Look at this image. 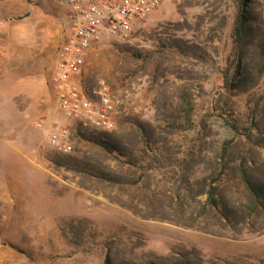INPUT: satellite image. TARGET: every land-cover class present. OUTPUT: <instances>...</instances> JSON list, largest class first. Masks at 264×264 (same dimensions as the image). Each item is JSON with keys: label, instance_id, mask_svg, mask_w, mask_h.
Listing matches in <instances>:
<instances>
[{"label": "rangeland", "instance_id": "374dc122", "mask_svg": "<svg viewBox=\"0 0 264 264\" xmlns=\"http://www.w3.org/2000/svg\"><path fill=\"white\" fill-rule=\"evenodd\" d=\"M247 6L255 67L264 0ZM238 11L234 0H162L128 40L107 36L79 84L105 81L115 128L63 154L37 124L54 115L65 9L0 0V264H264V200L247 202L240 172L264 188V73L230 91L222 79Z\"/></svg>", "mask_w": 264, "mask_h": 264}, {"label": "built area", "instance_id": "2783aa9c", "mask_svg": "<svg viewBox=\"0 0 264 264\" xmlns=\"http://www.w3.org/2000/svg\"><path fill=\"white\" fill-rule=\"evenodd\" d=\"M162 0H60L65 9V34L49 80L53 117L38 122L43 144L58 153L73 152L81 136L109 134L115 128V104L105 81L84 88L88 54L107 36L128 40Z\"/></svg>", "mask_w": 264, "mask_h": 264}, {"label": "trees", "instance_id": "16d2710c", "mask_svg": "<svg viewBox=\"0 0 264 264\" xmlns=\"http://www.w3.org/2000/svg\"><path fill=\"white\" fill-rule=\"evenodd\" d=\"M234 1H237L239 6V11L234 21V26L231 34L234 50L231 58H229L228 60V65L222 73L223 84L224 87H226L227 91L235 90L241 87H247L254 79V75L258 76L264 73V52L259 57L255 67L250 65L246 60L248 38L251 35L252 30L250 26L251 17L247 12V0ZM253 69L256 72H254ZM253 97L251 99H253ZM251 99L248 100V104L251 102ZM252 109L253 108L249 106V116L251 120L255 119L257 115V112H252ZM223 114L225 115L224 123L234 133L243 136L248 135L250 129H240L232 112H224ZM240 172L241 179L247 191L246 200L249 204L256 206V204L264 200V188L261 185H258L257 183L250 180L243 169ZM208 203H210L213 207L217 206V202L213 198L211 193H208ZM254 233L261 235L264 233V228H259L255 230Z\"/></svg>", "mask_w": 264, "mask_h": 264}]
</instances>
